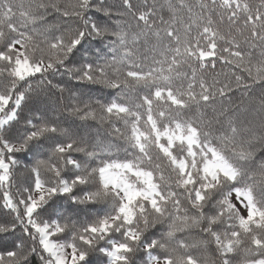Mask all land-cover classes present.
I'll list each match as a JSON object with an SVG mask.
<instances>
[{
	"label": "snow or ice",
	"instance_id": "1",
	"mask_svg": "<svg viewBox=\"0 0 264 264\" xmlns=\"http://www.w3.org/2000/svg\"><path fill=\"white\" fill-rule=\"evenodd\" d=\"M0 210V264H264V0H0Z\"/></svg>",
	"mask_w": 264,
	"mask_h": 264
},
{
	"label": "trees",
	"instance_id": "2",
	"mask_svg": "<svg viewBox=\"0 0 264 264\" xmlns=\"http://www.w3.org/2000/svg\"><path fill=\"white\" fill-rule=\"evenodd\" d=\"M64 3H70L71 0H63ZM109 2L111 3H118V0H109ZM135 2V0H134ZM250 2L252 3H256L258 2V0H250ZM56 17H50V19H55ZM223 66L220 64H217V70H220ZM78 157H81V154H76ZM17 158L21 161V165L20 168L18 169L17 173H16V183L17 185L20 184L21 180L23 179V177L26 175V173L24 172V165L25 164H31L32 160L26 156H24L23 154H18ZM82 158V157H81ZM13 192L15 193V189H13ZM5 216V213L0 210V217ZM2 250V249H0Z\"/></svg>",
	"mask_w": 264,
	"mask_h": 264
}]
</instances>
